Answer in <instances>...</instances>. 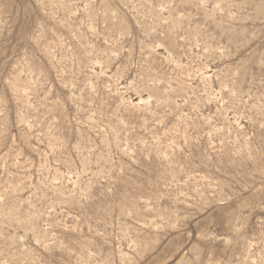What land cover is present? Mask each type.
Instances as JSON below:
<instances>
[{
    "label": "rangeland",
    "instance_id": "374dc122",
    "mask_svg": "<svg viewBox=\"0 0 264 264\" xmlns=\"http://www.w3.org/2000/svg\"><path fill=\"white\" fill-rule=\"evenodd\" d=\"M0 264H264V0H0Z\"/></svg>",
    "mask_w": 264,
    "mask_h": 264
}]
</instances>
